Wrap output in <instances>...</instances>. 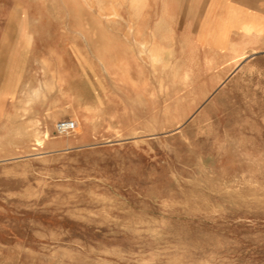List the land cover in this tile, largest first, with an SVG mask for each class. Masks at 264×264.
Returning a JSON list of instances; mask_svg holds the SVG:
<instances>
[{"label": "rangeland", "instance_id": "374dc122", "mask_svg": "<svg viewBox=\"0 0 264 264\" xmlns=\"http://www.w3.org/2000/svg\"><path fill=\"white\" fill-rule=\"evenodd\" d=\"M0 264H264V0H0Z\"/></svg>", "mask_w": 264, "mask_h": 264}, {"label": "built area", "instance_id": "2783aa9c", "mask_svg": "<svg viewBox=\"0 0 264 264\" xmlns=\"http://www.w3.org/2000/svg\"><path fill=\"white\" fill-rule=\"evenodd\" d=\"M78 124L74 120H61L56 123V130L60 134H69L76 130Z\"/></svg>", "mask_w": 264, "mask_h": 264}, {"label": "bare ground", "instance_id": "6f19581e", "mask_svg": "<svg viewBox=\"0 0 264 264\" xmlns=\"http://www.w3.org/2000/svg\"><path fill=\"white\" fill-rule=\"evenodd\" d=\"M189 83H191V80H187V84H189ZM50 138V134H49V132L48 131H45L44 133H43V135H42V139H38L37 141L39 142V143H42V141H46L47 139H49Z\"/></svg>", "mask_w": 264, "mask_h": 264}, {"label": "crops", "instance_id": "0c3cea01", "mask_svg": "<svg viewBox=\"0 0 264 264\" xmlns=\"http://www.w3.org/2000/svg\"><path fill=\"white\" fill-rule=\"evenodd\" d=\"M3 97V96H2Z\"/></svg>", "mask_w": 264, "mask_h": 264}]
</instances>
